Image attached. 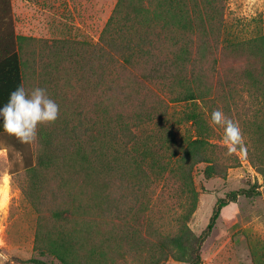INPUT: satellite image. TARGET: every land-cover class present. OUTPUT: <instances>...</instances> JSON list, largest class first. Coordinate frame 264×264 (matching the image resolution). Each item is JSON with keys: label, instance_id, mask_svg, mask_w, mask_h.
<instances>
[{"label": "trees", "instance_id": "trees-1", "mask_svg": "<svg viewBox=\"0 0 264 264\" xmlns=\"http://www.w3.org/2000/svg\"><path fill=\"white\" fill-rule=\"evenodd\" d=\"M226 6L225 0H116L97 41H75L76 52L57 41L50 44V59L60 51L75 65L76 57L92 61L91 84L100 94V108L90 113L83 104L61 106L57 120L39 125L30 144L0 129L10 173L26 175L23 193L36 213L33 250L38 256L20 262L53 264L42 258L50 256L61 264H163L170 259L201 264V246L221 209L240 196L260 194L264 106L253 95L258 104L248 107L251 114L241 120L247 137L231 154L215 140L221 138L219 126L209 124L215 109L234 121L231 107L238 104V91L253 87L259 93L264 83V72L262 80L250 71L219 74L220 54L264 58V35L228 36ZM21 83L12 27L0 29V105ZM171 103L184 106L181 119L195 131L174 158L162 156L169 147L146 130L168 114ZM237 151L261 183L255 180L218 197L206 226L195 233L188 225L199 194L195 166L204 163L207 178H225L229 168L241 165ZM163 176L174 182L181 200L172 232H163L147 210L155 182Z\"/></svg>", "mask_w": 264, "mask_h": 264}, {"label": "rangeland", "instance_id": "rangeland-1", "mask_svg": "<svg viewBox=\"0 0 264 264\" xmlns=\"http://www.w3.org/2000/svg\"><path fill=\"white\" fill-rule=\"evenodd\" d=\"M115 2L116 0H0V29H7L11 21L25 88L31 90L33 87H43L60 107L83 104L90 113H96L100 108V94L92 89L91 81L95 78L90 69L92 61L76 57L79 62L75 65L73 59L68 62L60 51H53L54 56L50 59L52 51L49 46L57 41L59 46H68L76 52L78 48L75 41L94 43ZM225 2L229 37L244 40L264 35V0ZM84 48L91 56V49L86 45ZM263 59L255 57L248 60L220 54L219 74L231 77L250 71L256 79L262 80ZM74 74L81 75V81H76ZM261 86L263 88L259 93L253 92V87H245L236 94L238 104L231 108L234 122L238 123L240 129L242 118L251 114L248 107L257 106L256 98L264 106V83ZM182 108L184 106L181 104L171 103L168 114L156 125L146 128L154 131L163 140L164 146L169 147L161 152L162 156L170 154L174 158L195 134L193 127L182 121ZM218 131L221 138L216 137L215 140L224 144L223 129L219 127ZM246 137L247 134L242 133V140ZM237 154L241 165L229 168L225 178H207L203 173L205 164L195 166L194 184L199 194L196 209L188 222L195 233H200L206 226L218 197L224 196L229 190L247 187L255 180L261 183V176L245 156L238 151ZM171 163L172 158L169 164ZM26 182L24 172L10 173L7 149L0 148V264H26L18 259L38 256L33 250L36 213L23 193ZM175 188L173 181H165L164 176L159 178L155 182L150 205L147 206L163 232L175 230L174 219L181 210V200L178 199ZM259 191L257 196H240L221 209L211 233L201 246V264H264L263 185L259 187ZM42 258L53 264H61L50 256ZM126 264L134 262L127 260ZM163 264L185 263L170 259Z\"/></svg>", "mask_w": 264, "mask_h": 264}, {"label": "clouds", "instance_id": "clouds-1", "mask_svg": "<svg viewBox=\"0 0 264 264\" xmlns=\"http://www.w3.org/2000/svg\"><path fill=\"white\" fill-rule=\"evenodd\" d=\"M60 106L43 87L31 90L19 84L0 105V129L15 137L22 144H30L37 137L38 126L52 123L59 116ZM210 126L223 129V142L228 154L236 151L242 143V132L237 122L226 117L220 109L211 112Z\"/></svg>", "mask_w": 264, "mask_h": 264}, {"label": "crops", "instance_id": "crops-1", "mask_svg": "<svg viewBox=\"0 0 264 264\" xmlns=\"http://www.w3.org/2000/svg\"><path fill=\"white\" fill-rule=\"evenodd\" d=\"M10 26V27H9ZM9 26H8V31H10V29H11V21L9 22ZM7 29H4V31L5 32H7ZM4 37H7V34L6 33H4ZM14 37V36H13ZM15 39V38H14Z\"/></svg>", "mask_w": 264, "mask_h": 264}]
</instances>
